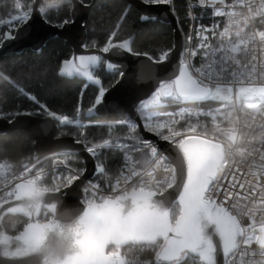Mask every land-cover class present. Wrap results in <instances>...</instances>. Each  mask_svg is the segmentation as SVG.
<instances>
[{"label": "snow or ice", "instance_id": "1", "mask_svg": "<svg viewBox=\"0 0 264 264\" xmlns=\"http://www.w3.org/2000/svg\"><path fill=\"white\" fill-rule=\"evenodd\" d=\"M150 2L163 4L168 3V0ZM215 14L227 15L222 9L217 10ZM28 15L25 13L18 16L16 21H26ZM203 31H210L213 37L220 39V43L214 46L209 42L208 35L202 36V43L198 45L204 58L201 67H193L185 62L177 75L160 83L154 93V103L180 100L232 101L236 98L245 100L249 109H259L264 105V82L256 81H264V47L261 48V56L258 58L255 48L251 49L249 55L246 40L234 45L230 43L229 26H225L220 32L215 28H205ZM236 35L239 36L240 33L237 32ZM258 35L260 40L264 41V31ZM109 46L115 45L109 41ZM122 46L128 47L127 43ZM242 48L245 58L238 59ZM103 51L108 52L109 47H105ZM190 55L195 56L197 52L193 51ZM165 58L166 54L162 59ZM77 59L82 67H87L86 61L99 60L98 57L84 55ZM72 63L71 58L66 61L63 71H67V66ZM217 65L219 67L214 68ZM76 71L78 72L79 68H76ZM83 75L90 76L87 71ZM103 95L101 90L100 96ZM96 103L99 104L100 100ZM49 115L63 123L70 122L67 116L58 117L55 113ZM196 115L210 116L214 130L209 132L202 129L197 133L200 127L198 121L176 129L174 125L179 121L175 116L157 122H153L152 115L143 118L147 121L143 125L144 129L155 133L164 141L176 144L182 157L180 187L168 206L154 198L158 193L163 195L164 191L174 187V164L170 163L165 167V172L171 176L166 177L164 181H156L153 172H148L146 175L149 179H145L144 174L134 169L129 171L126 165V174L122 177L123 184L128 185L133 177L139 178L130 190L122 189L121 179H117L115 185L109 189L110 195L97 196V185L92 198L86 201L82 215L73 224L64 226L55 221L41 223L38 220L29 223L23 233L15 237L21 247L14 254L43 252L45 264H128L119 251L122 245L130 242L156 245L159 242L158 261L187 264L190 258L196 256L202 257L203 264H216L217 243L213 237L218 236L221 264H228L229 260L236 264L237 259H242L253 244L258 248L251 253L252 264H259L255 257L264 258V216L257 220L255 213L245 212V216H251V222L242 225L238 215H234L231 209H235L240 200H247L258 192H264V172L253 173L251 180L239 179L237 173L240 169L232 159L233 147L237 141L235 122H232L233 127L223 130L216 123L217 115H222L219 109L215 113L209 111ZM218 132L227 136V143L217 135ZM110 143L105 140L103 144L87 148V151L95 154L96 148L107 147ZM145 147L148 154L157 157L156 163L159 167L165 158L158 156V149L150 142L138 146L137 151ZM236 151L241 156L245 154L243 149ZM248 155L251 156L252 152H248ZM259 159L264 161V154H261ZM260 167L264 168V164ZM30 172L31 169L25 166L19 179H23ZM39 179L40 175L37 174L35 178L17 183L15 189L7 193V196H14L17 200L26 197L32 201L27 208H12L9 211H22L29 216L32 215V210L39 213V198L50 191L38 186ZM59 179L67 188L79 179V175L70 174ZM59 189L58 184L55 190ZM230 200L233 203L229 205ZM6 202L0 200V205ZM259 202L264 205V195L259 197ZM50 208L55 211L54 204L50 205ZM50 235L57 239L53 241ZM10 239L5 237L0 243L7 244Z\"/></svg>", "mask_w": 264, "mask_h": 264}, {"label": "trees", "instance_id": "2", "mask_svg": "<svg viewBox=\"0 0 264 264\" xmlns=\"http://www.w3.org/2000/svg\"><path fill=\"white\" fill-rule=\"evenodd\" d=\"M90 3L91 0H83ZM34 0H0V41L9 29L4 20L30 11ZM45 17L57 24L71 20V3L69 0H45L41 6ZM173 11L179 27L184 35L185 47L190 29L188 0H174ZM197 19L207 22L203 9H196ZM89 46L104 49L111 43L131 39V50L135 53L147 54L153 59H161L174 46L175 29L171 24L159 20H143L141 12L127 0H97L90 12L87 22ZM72 56V49L59 37L49 39L40 51L26 48L21 52H8L0 55V116L12 117L20 112H30L40 115L55 113L56 116H67L69 123L61 127L58 135H71L87 146L100 143L107 138H119L126 141L141 139L136 123L126 114H109L101 117L87 116V110L94 105L101 90L113 85L119 78V73L107 69L106 60L101 59L93 70V75L100 85L91 80L69 77L61 73L60 68L65 60ZM179 107H185L183 118L176 124V129L186 127L188 123L200 124L198 129H213L210 116L196 115L200 112L220 110L216 123L220 124L232 116L231 105L224 100H180L162 103L158 106L148 104L141 111L142 118L150 111H159L164 117L168 112H174ZM191 113V115H188ZM160 117V118H162ZM144 121V119H143ZM139 145L126 147L139 160L138 165H144L150 160L142 161L145 148L137 151ZM34 154V140L24 130H13L0 135V160L13 161L22 168L27 163L26 157ZM68 163L84 167L81 156L75 151H61ZM98 160L106 166L105 173L110 177L124 173L123 150H103ZM32 160L31 162H33ZM50 157L35 162V167L47 165ZM96 175L94 179H100ZM44 211L42 220L49 218ZM27 219L21 215H7L3 225L10 234L20 232ZM159 243V242H158ZM158 243L129 244L119 249L126 259L143 260V264H170L158 261ZM111 247V246H110ZM147 261V262H146ZM187 264H200L195 256Z\"/></svg>", "mask_w": 264, "mask_h": 264}, {"label": "water", "instance_id": "3", "mask_svg": "<svg viewBox=\"0 0 264 264\" xmlns=\"http://www.w3.org/2000/svg\"><path fill=\"white\" fill-rule=\"evenodd\" d=\"M45 0H34L26 21L18 25L14 31H7L0 41V55L8 52H21L26 48L40 51L46 42L54 37L65 40V43L72 49V64L65 68V60L60 68L62 74L69 77H78L85 80H91L100 85V81L93 75V70L99 65L101 59L106 60L108 70L119 73V78L110 87L103 90V97L99 96L94 105L87 110L88 117H101L109 114H126L136 123L140 137L145 142H150L163 152L164 156L176 167V181L173 188L167 189L163 195L159 193L154 198L165 206H168L175 198V193L180 187V173L182 166V157L176 144H170L168 141L155 133L146 131L143 127L144 121L141 113L137 110L141 105L156 92L162 81L173 78L181 70L184 64L181 61L185 46L184 35L179 27L177 17L166 4L147 3L144 0H127L141 12L143 20H159L171 24L175 29L174 46L167 51L166 58L153 59L147 54L135 53L131 50V39L121 42H114L113 47H109L108 52L101 48L89 46L87 34V22L94 3L97 0H91L86 3L83 0H69L71 3V20L62 24L49 21L43 11L42 4ZM11 37V38H9ZM127 43L128 47L122 45ZM98 57V62L86 61L87 67L80 66L77 59L79 56ZM75 67H74V66ZM79 68V71H76ZM87 71L90 76L83 75ZM71 73V74H69ZM100 100L97 104L96 101ZM67 123L53 118L51 115H40L30 112H20L14 116H0V135L13 130H24L34 140L33 159L39 161L48 155L59 151H75L84 163L83 178L74 181L70 187H61L59 191L52 189L45 192L40 199L39 213L32 210L29 216L22 211H9L12 208L25 207L32 203L26 197L17 200L15 197L5 205H0V241L5 237L11 238L7 244L0 243V264H45V255L43 252H30L28 254H14L21 247V243L15 240V237L23 233L29 223L37 220L41 223L55 221L61 225L68 226L73 224L86 208L84 201L83 184L84 179H90L96 175L105 174L106 166L98 160L102 151L96 150L95 154L87 151L86 144L71 135H58L61 127ZM99 203V201H97ZM55 205V211H52L50 205ZM44 211L49 213V218L41 220ZM7 215H21L27 219L23 229L17 234H10L6 231L3 221ZM55 241L57 237L51 236ZM217 243L216 264H221L222 255L218 236L213 237ZM129 244L140 243H128ZM147 244V243H144ZM7 253V254H6ZM199 259L203 262L202 257Z\"/></svg>", "mask_w": 264, "mask_h": 264}, {"label": "built area", "instance_id": "4", "mask_svg": "<svg viewBox=\"0 0 264 264\" xmlns=\"http://www.w3.org/2000/svg\"><path fill=\"white\" fill-rule=\"evenodd\" d=\"M144 1L151 3L150 0ZM166 4L173 9L174 0H168V3ZM188 7L190 13V29L187 37V45L184 47L181 57V61L183 63L187 62L193 67H201L204 59L200 54L202 50L198 48V45L202 43L201 37L208 35L209 42H211L214 46L220 43V39L218 37H213L210 31L205 33L203 29L215 28L217 32H220L225 26L230 27L231 44L234 45L239 43L241 40H246L248 42L247 47L249 49V55L251 53V49L255 48L257 57L259 58L261 56V48L264 47V41L260 40L258 33L264 31V0H188ZM197 8L203 9L205 12H209L206 15V17H208L207 22L204 23L197 19ZM220 9L224 10L227 15H216V11ZM23 22L24 20L22 23ZM237 32L240 33L239 36L236 35ZM225 42L227 43L228 40ZM193 51L197 52V55L191 56L190 53ZM237 58H245L243 48ZM218 67V65L214 66V68ZM205 71H207V69H205ZM256 82L261 83L264 81L257 80ZM227 102L231 105L232 116L225 122L220 123L219 127L223 130H227L228 128L233 127L232 122H235L234 127L236 129L237 141L233 147L232 159L235 161L236 166L240 169V172L237 173L238 178L242 181L245 179L251 180L253 179V173L264 172V168L260 167L261 164H264V161H260L259 159L260 155L264 154V105H262L259 109H249L246 107V101L243 99L234 98L232 101ZM146 108L147 103L141 105L137 110L141 113V111ZM201 130L202 129H197V133ZM207 130L212 132L214 128ZM217 135L221 136L225 143L228 142L227 136H225L223 132H218ZM106 140L111 142L110 145L107 147L96 148V150H123L124 169L127 165L129 171L134 169L135 171L141 172L145 175V179H149L146 175L148 172H153L156 181H164L166 177L170 178L171 174L165 172L164 169L171 163V161L164 156L163 152H158V156L162 155L165 158L159 167H157L156 163L157 157H153L144 165H138V161L132 152L126 148L133 147L134 145L141 146L145 141L141 139L139 141H124L121 139ZM104 141L90 146L86 145V148L103 144ZM168 142L170 144H174L170 141ZM236 149H243L245 153L244 156H241ZM60 152L61 151L54 152L48 155L47 157H50L49 163L37 168L35 167V162L37 161H35L31 156L26 157L27 163L25 166L31 169V172L27 173L23 179L19 178L21 173L24 172L25 166L19 168L18 164L13 161L0 160V165H3V167H0V200L7 201L2 205L7 204L14 198V196H7V193L14 190L17 183L25 182L28 178H35L37 174L40 175V179L37 182L38 186L49 190L55 189L58 184L60 185V188L64 187L59 179L60 177H66L70 174H78L79 178H83L85 167L81 168L68 163ZM248 152H252V155L249 156ZM32 160L34 161L31 162ZM125 174L126 173L124 171L122 174L110 177L105 173L102 174L100 179H94V177L84 179L82 187L85 203L88 199L92 198V194L96 191L97 185H99V190L96 191L97 196L110 195L111 192L109 189L115 185L117 179H121L122 189L127 188L130 190L131 186L135 184L139 178L133 177L128 185H124L122 177ZM262 183H264V180H262ZM261 195H264V192H258L256 196L247 200H240L237 207L235 209H231L234 215H238L242 225H247L251 222V216H245V212L255 213L257 220H259L261 216H264V205H261L259 202V197ZM232 203L233 201L231 200L228 202L229 205ZM257 248L258 246L253 244L252 248L247 250L246 255L242 259H237L236 264H252L253 258L251 253ZM196 258L199 259V257ZM255 259L259 262V264H264V258L257 256ZM126 260L128 264L144 263L143 260ZM199 262L200 264H203L200 259ZM228 264H233V262L229 260Z\"/></svg>", "mask_w": 264, "mask_h": 264}, {"label": "rangeland", "instance_id": "5", "mask_svg": "<svg viewBox=\"0 0 264 264\" xmlns=\"http://www.w3.org/2000/svg\"><path fill=\"white\" fill-rule=\"evenodd\" d=\"M25 12L27 13H30V11H23L21 12L20 14L18 15H15L11 18H8L6 20L3 21V23H6L9 27V29H13V28H16L17 25L20 24V22L22 23L23 20L21 21H16V17L18 16H22ZM185 47V46H184ZM148 104L149 105H152V106H158V105H161V104H156L154 103V94L147 100V108H148ZM186 112V108L185 107H179L177 108L174 112H168L166 113V115L164 117H162L164 114L163 113H160L159 111H150L148 114H146V116L148 115H152L153 116V122H157L159 120H168L170 118V116H175V118L180 121L182 118H181V114H184ZM162 117V118H160ZM147 121L144 120V123H146ZM130 125H137V123H134V122H131L129 121ZM176 125H174L175 127ZM107 139H119V138H107ZM126 141V140H124ZM144 152H143V157L141 158L143 162H147L148 160H150V157L148 155V149L145 148L143 149ZM137 160V159H136ZM139 161V160H137Z\"/></svg>", "mask_w": 264, "mask_h": 264}]
</instances>
